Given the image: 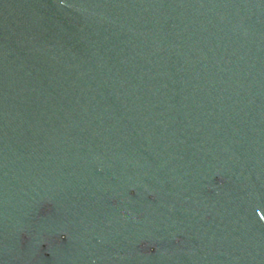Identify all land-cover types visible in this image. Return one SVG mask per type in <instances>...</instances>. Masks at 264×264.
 Segmentation results:
<instances>
[{
    "label": "water",
    "instance_id": "1",
    "mask_svg": "<svg viewBox=\"0 0 264 264\" xmlns=\"http://www.w3.org/2000/svg\"><path fill=\"white\" fill-rule=\"evenodd\" d=\"M0 264H264V0H0Z\"/></svg>",
    "mask_w": 264,
    "mask_h": 264
}]
</instances>
